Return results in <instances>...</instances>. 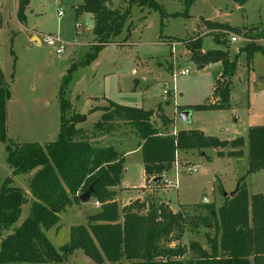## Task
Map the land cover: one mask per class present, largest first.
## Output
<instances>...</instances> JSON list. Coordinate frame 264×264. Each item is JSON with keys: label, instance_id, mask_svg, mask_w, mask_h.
<instances>
[{"label": "rangeland", "instance_id": "rangeland-1", "mask_svg": "<svg viewBox=\"0 0 264 264\" xmlns=\"http://www.w3.org/2000/svg\"><path fill=\"white\" fill-rule=\"evenodd\" d=\"M82 1L30 0L24 23L17 21L11 0L0 3V69L11 95L6 105L9 141L42 145L56 139L61 115L58 94L62 85L65 99L71 105L66 118L84 115L77 127L89 136L94 134V124L100 119L99 109L109 102L142 110L159 108L172 120L168 128L199 130L219 140L246 138L248 129L264 126V55L255 53L248 62L243 51L238 54L236 73L230 79V108L192 109L191 121L185 124L177 117L181 108L189 110L215 102L212 92L222 70L220 64L197 69L185 41L199 37L202 51L226 49L230 60L251 40L264 46V0H250L243 6L231 0H193L188 17L170 16L185 12L184 0H155L168 15L165 17L157 11H140L134 6L121 34L99 52L92 47L97 42L92 30L86 28L83 18H75L74 8ZM128 1L111 0L118 10L125 9ZM225 25L238 32L227 31ZM46 35H57L65 43L61 54L43 42L35 43L36 38L30 39L35 36L42 40ZM233 36L237 38L235 43L230 41ZM215 39L225 41V47ZM184 70L189 74L181 76L179 73ZM158 120L155 118L156 127L163 133ZM112 137L96 138L92 144L112 146L124 157V174L114 189L118 209L139 201L162 204L172 213L180 212L186 219L184 231L179 242L171 246L188 248L195 242L209 251L207 239L213 237L214 230L191 219L207 215L200 205H210L217 211L224 194L234 192L248 170L247 147L241 149L240 158L217 156L219 151L226 155L232 150L230 147L205 150L203 154L178 153L171 171L158 185H153L144 175L140 140L134 131L124 128ZM11 174L5 145L0 142V186ZM33 174L34 171L13 178L28 202L3 235L12 234L13 228L19 227L30 214L33 198L28 182ZM244 184L250 196L262 194L264 199V170L248 175ZM99 209L100 203L93 197L86 203H72L58 214L57 226L44 231L45 236L58 251L69 240L70 227L87 226V217ZM191 256L188 251L185 259ZM66 264L95 263L76 250ZM115 264L131 262L122 260Z\"/></svg>", "mask_w": 264, "mask_h": 264}, {"label": "trees", "instance_id": "trees-1", "mask_svg": "<svg viewBox=\"0 0 264 264\" xmlns=\"http://www.w3.org/2000/svg\"><path fill=\"white\" fill-rule=\"evenodd\" d=\"M231 1L243 6L250 0ZM192 2L184 0L185 12L170 16L188 17ZM29 3L30 0H17L18 22H25ZM134 6L140 11L147 9L168 16L155 0H129L123 10L114 8L111 0H83L74 8V14L76 19L85 14L92 16L91 30L97 39L92 47L99 52L121 34L132 17ZM224 28L238 32L227 25ZM215 42L225 47V41L215 39ZM185 44L197 69L218 63L222 66L212 92L215 102L189 108L196 111L228 110L230 79L236 73L238 54L246 52L248 62L255 53L264 55V46L253 40L240 49L233 60L229 59L226 49L202 51L199 37ZM10 97L9 85L0 69V142L5 145L6 163L12 170L11 177H6L0 186V264H66L76 250H81L95 264L105 261L115 264L122 260L131 264H264V199L261 194L250 196L244 184L248 175L264 170V126L250 128L246 138L233 140H219L199 130L170 134L166 130L172 120L163 115L161 109L142 110L109 102L99 109L101 116L93 127L95 136H89L77 127L85 119L84 115L66 118L71 105L65 99L62 85L58 94L61 115L56 139L42 145L20 143L9 141L6 134V105ZM156 112L160 114L158 121L163 133L156 127ZM124 128L134 131L140 140L138 147L147 181L163 179L171 171L178 153L203 154L205 150L230 147L232 150L226 155L219 151L217 156L240 158L241 149L247 147L248 170L238 181L233 196L223 197L217 211L210 205H200L207 215L191 219L214 230L213 237L207 239L209 251L195 242L188 248L171 246L179 242L184 231L186 219L180 212L172 213L162 204L147 205L139 201L118 209L114 189L120 185L124 174V157L112 146L99 147L92 142ZM33 171L28 182L33 198L30 214L19 227L13 228L12 234L3 235L15 224L22 206L28 202L13 178ZM91 185L92 197L100 203L99 211L87 217V226L70 227L68 242L55 250L44 231L56 227L58 214L72 203H78L80 194ZM188 251L192 256L185 259Z\"/></svg>", "mask_w": 264, "mask_h": 264}, {"label": "water", "instance_id": "water-1", "mask_svg": "<svg viewBox=\"0 0 264 264\" xmlns=\"http://www.w3.org/2000/svg\"><path fill=\"white\" fill-rule=\"evenodd\" d=\"M84 23H85V26H86L87 29H92L93 28V20H92V16L90 14H85L84 15ZM188 116H189V111H181V112H179L177 114L178 119L182 123H188V121H189ZM155 118H160V114L156 113L155 114ZM160 181H161L160 178H155V179L151 180V184L158 185L160 183ZM93 193H94L93 185H91V186L88 187L87 191L83 195L79 196V201L81 203L88 202L92 198ZM226 196L227 195L224 194V197H226ZM228 196L232 197L233 196V192L230 193ZM205 203H208V200L205 201Z\"/></svg>", "mask_w": 264, "mask_h": 264}, {"label": "built area", "instance_id": "built-area-1", "mask_svg": "<svg viewBox=\"0 0 264 264\" xmlns=\"http://www.w3.org/2000/svg\"><path fill=\"white\" fill-rule=\"evenodd\" d=\"M58 16H61L60 12H58ZM230 41L232 43H235L237 41V38L233 36V37H231ZM41 42L45 43L46 45H48L50 47H53L55 49V53L56 54H61L62 53L63 48H64V44H65V43H63L60 40V38L57 35H46V36H43L42 40L39 38V43H41ZM179 74L181 76H185V75L189 74V71L184 70V71H181ZM174 76H176V74H173V78H174ZM193 171H195V170H193Z\"/></svg>", "mask_w": 264, "mask_h": 264}, {"label": "crops", "instance_id": "crops-1", "mask_svg": "<svg viewBox=\"0 0 264 264\" xmlns=\"http://www.w3.org/2000/svg\"><path fill=\"white\" fill-rule=\"evenodd\" d=\"M2 1H4V0H0V3L2 2ZM11 2H12V5H13V9H14V12H15V16H16V4H17V0H11ZM81 18H83V20H84V16H82ZM34 38H36V41L37 42H35V43H37V44H40L39 43V38H37V37H31L30 39L32 40V39H34ZM94 41V40H93ZM237 42V41H236ZM219 64V63H218ZM214 65H216V64H213V65H210V66H207V68L208 67H211V66H214ZM219 74H220V72H219ZM218 74V75H219ZM186 111H189V116H188V118H189V121L188 122H190L191 121V110H186ZM178 114V113H177ZM168 118V117H167ZM174 123V122H173ZM185 124V123H184ZM172 126V125H171ZM170 126V127H171ZM168 131H169V133L170 134H174V133H176L177 131H180L179 129H176V128H168ZM203 132V131H202ZM204 133V132H203ZM205 134V133H204ZM208 136V135H207ZM102 137H109V138H111V139H113V137L112 136H102ZM124 156V155H123ZM262 195V194H261Z\"/></svg>", "mask_w": 264, "mask_h": 264}]
</instances>
